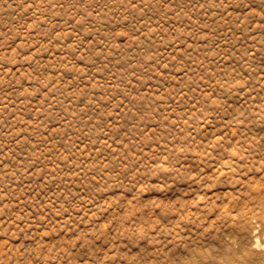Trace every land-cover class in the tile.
Wrapping results in <instances>:
<instances>
[{"label": "rangeland", "instance_id": "rangeland-1", "mask_svg": "<svg viewBox=\"0 0 264 264\" xmlns=\"http://www.w3.org/2000/svg\"><path fill=\"white\" fill-rule=\"evenodd\" d=\"M0 264H264V0H0Z\"/></svg>", "mask_w": 264, "mask_h": 264}, {"label": "bare ground", "instance_id": "bare-ground-1", "mask_svg": "<svg viewBox=\"0 0 264 264\" xmlns=\"http://www.w3.org/2000/svg\"><path fill=\"white\" fill-rule=\"evenodd\" d=\"M197 173L193 172L192 174H190V177H197Z\"/></svg>", "mask_w": 264, "mask_h": 264}]
</instances>
